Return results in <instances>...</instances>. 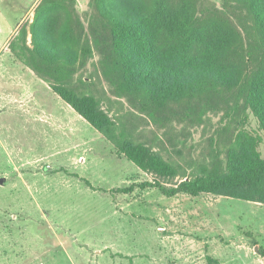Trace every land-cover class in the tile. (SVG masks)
Here are the masks:
<instances>
[{
	"label": "rangeland",
	"instance_id": "374dc122",
	"mask_svg": "<svg viewBox=\"0 0 264 264\" xmlns=\"http://www.w3.org/2000/svg\"><path fill=\"white\" fill-rule=\"evenodd\" d=\"M75 1L87 27L91 0ZM39 2L0 0V264H264L247 237L251 232L264 245L262 204L212 194L169 198L153 188L111 192L154 177L120 156L8 50L22 26L30 30ZM223 4L200 0L198 8L222 11ZM97 59L77 69L73 86L80 93L95 96L120 128L188 173L208 162L223 113L208 114L185 133L148 124L115 94ZM242 128L262 139L264 158V131L249 110L225 125L222 152Z\"/></svg>",
	"mask_w": 264,
	"mask_h": 264
},
{
	"label": "trees",
	"instance_id": "16d2710c",
	"mask_svg": "<svg viewBox=\"0 0 264 264\" xmlns=\"http://www.w3.org/2000/svg\"><path fill=\"white\" fill-rule=\"evenodd\" d=\"M199 4L200 0H91L86 27L75 0H40L30 30L29 23L22 26L8 50L120 156L154 177L153 182L112 193L153 188L169 198L212 194L264 205L262 139L242 128L224 153L220 149V133L243 110H249L264 131V0H224L222 11L201 12ZM96 56L115 94L148 117V124L177 125L185 133L208 114L223 113L208 162L188 173L182 164L166 161L127 128H120L95 96L80 93L73 86L77 69ZM180 176L172 186L165 183ZM247 237L264 261V245L251 232Z\"/></svg>",
	"mask_w": 264,
	"mask_h": 264
},
{
	"label": "crops",
	"instance_id": "0c3cea01",
	"mask_svg": "<svg viewBox=\"0 0 264 264\" xmlns=\"http://www.w3.org/2000/svg\"><path fill=\"white\" fill-rule=\"evenodd\" d=\"M1 34H2V28H0V39H1Z\"/></svg>",
	"mask_w": 264,
	"mask_h": 264
}]
</instances>
